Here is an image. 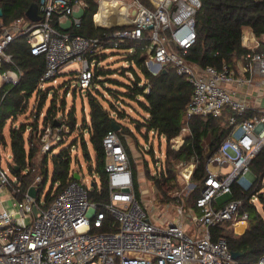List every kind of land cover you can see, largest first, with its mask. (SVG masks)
I'll use <instances>...</instances> for the list:
<instances>
[{
  "label": "built area",
  "instance_id": "2783aa9c",
  "mask_svg": "<svg viewBox=\"0 0 264 264\" xmlns=\"http://www.w3.org/2000/svg\"><path fill=\"white\" fill-rule=\"evenodd\" d=\"M97 1L94 25L121 27L111 33L107 41L110 46L118 47L126 40L142 41L140 46L147 54L145 65L152 74L170 65L192 86L181 131H189L188 121L194 115L217 117L225 108L231 111L227 116L231 130L207 161L208 174L194 209L176 203L177 218L164 223L152 219L136 197L129 156L115 130H108L102 138L107 200L91 199V190L100 191L98 180L83 181L81 176L49 198L39 195L44 180L41 174L22 190L20 174L12 172L10 165L4 166L0 156V193L13 199L12 207L7 208L1 205L4 201L0 197V264H237L226 238H213L211 228L225 221L234 225L248 220L241 198H230L221 204L217 198L231 193L234 183L251 172L253 159L264 148V105L250 104L246 100L250 95L240 98L233 87L255 86L264 95V53L256 51L264 34L258 38L249 27L243 28L241 44L251 51L245 55L241 71L227 64L220 68L200 67L188 62L184 55L196 39L195 14L201 0H131L125 6L106 10L109 16L121 14L127 19L114 24L98 21L96 14L103 0ZM84 9L82 0H38L39 20L31 21L24 15L3 25L0 89L16 84L22 75L7 49L14 39L23 36L30 52L45 60L37 90L47 89L48 81L57 83L62 69L78 62L75 87L85 95L94 77L92 58L108 47L99 37L67 31L81 26ZM95 61L97 66L99 61ZM127 73L132 79L131 72ZM48 94L52 95V91ZM32 97L36 106L38 99L35 94ZM65 124L66 116L58 111L53 116V126L48 123L40 135L43 152L61 140ZM236 129L240 130L238 136H234ZM181 131L171 139V148L178 149L183 143ZM8 155L13 156L11 152ZM193 166L185 165V178L192 174ZM30 186L37 188L35 197L28 194ZM257 199V194H252L249 201ZM187 212L192 224L201 227L197 235L184 230L181 218ZM104 225L111 229L94 230ZM255 264H264V253Z\"/></svg>",
  "mask_w": 264,
  "mask_h": 264
},
{
  "label": "trees",
  "instance_id": "16d2710c",
  "mask_svg": "<svg viewBox=\"0 0 264 264\" xmlns=\"http://www.w3.org/2000/svg\"><path fill=\"white\" fill-rule=\"evenodd\" d=\"M37 1L0 0V9L2 10L0 33L3 25L24 16L27 8ZM82 1L85 3V9L81 18V26L69 28L67 31L89 37H99L106 47H112L107 41L111 33L121 27H96L92 17L98 10V1ZM141 1L147 3V0ZM244 27H249L258 38L263 36L264 0H201V7L195 14L196 39L184 55L186 60L200 67L212 65L220 68L223 64H227L230 68L235 69V63L239 60L244 63L245 55L251 51L241 44ZM141 42L126 40L117 47L118 49H128L125 56L128 65L122 68V73L125 75V71H129L133 78L126 76L129 83L110 79L112 83L126 88L124 92L110 87L106 90L109 95L116 99L122 95L130 97L138 103L145 112V116L143 121H136L135 126L137 130L145 128L143 131L145 137L151 131L165 137L167 141L165 158L160 163L159 170L151 177L162 198L165 196L166 201L171 199L168 191L173 188V181L175 180V175L172 173V163L194 162L191 178L197 182V186L191 195V202L187 208L195 207V199L200 195L204 179L208 174L207 161L231 130L227 119L231 111L229 108H225L222 114L217 117L202 114L194 115L188 121L189 131L185 135L183 143L178 149L171 148L170 140L180 133L184 124L185 107L190 99L192 86L183 76L177 74L170 65L165 66V72L161 70L157 74H152L145 65L147 54L141 48ZM131 48L133 50L130 52ZM7 50L12 53L15 64L22 70V75L16 84L4 85L0 89V143L4 144L6 143L4 127L7 119L16 118L19 114L24 113L27 109L28 100L33 94L38 99L36 117L43 107L47 93L52 91V88L49 87L45 90H37L39 78L45 69V60L42 55H34L30 52L25 37L19 36L14 39ZM256 51L264 53L263 40ZM104 56V53H99L95 57L99 61ZM105 73L106 71L101 67L95 66L91 86L85 93L89 107V120L84 119L82 121L83 131H87L89 134V141L95 152V173L99 178L97 185L100 187V191L95 188L89 192L90 198L93 200L108 199L102 138L108 130H115L128 153L132 166L135 195L141 200L137 172L126 139V135L131 136L133 133L121 122V119L125 118L123 108L107 100L106 94L100 91L99 85L103 86L105 83L101 77ZM56 100V94L53 91L41 128L38 127V119H34V122L30 124L21 122L18 126L12 125L9 130V147L13 155L12 163H15L19 168L18 171L12 169V172L20 174L22 190H25L34 180L37 173L44 177L43 183L48 178L46 156L43 158L42 166L39 167L37 173H31L30 169H34L33 159L38 150L39 143L36 140H40V135L48 123L53 126V116L61 111L60 108L62 107L57 106ZM105 100L108 101L107 104L104 103ZM61 103L64 106V100ZM65 116L68 125L70 124L73 128L76 124L74 114L70 112ZM113 124L118 126L117 130L114 129ZM28 126L29 131L25 136ZM60 141L62 142L63 139L61 138ZM81 143L84 157L91 161L87 141L83 137ZM71 147H66L51 157V177L53 183H57V185L54 191H49L48 198L59 192L69 181L75 179V171L71 168L69 156ZM149 151L151 152V149ZM251 166L255 178L250 187L243 189L238 185L232 186V198H241L243 200L242 211L245 210L249 214L247 229L241 234H236L232 232V223L229 221L211 228L213 238L224 236L229 248L241 253L236 258L237 264H255L259 256L264 253V217L258 212L255 204L249 201L252 194H257L258 199L264 200V193L260 191L259 186V182L264 178V148L253 159ZM26 169L27 172L24 174L23 170ZM90 169L92 170V167ZM110 229L104 225L95 230L108 231Z\"/></svg>",
  "mask_w": 264,
  "mask_h": 264
},
{
  "label": "rangeland",
  "instance_id": "374dc122",
  "mask_svg": "<svg viewBox=\"0 0 264 264\" xmlns=\"http://www.w3.org/2000/svg\"><path fill=\"white\" fill-rule=\"evenodd\" d=\"M123 2H129L131 0H122ZM145 2V1H143ZM128 49L117 47H108L107 49H102L101 52L105 54V56L99 60L97 63L98 67H101L106 73L101 77L104 79V85L100 87V91L106 94V99L115 103L116 105L123 108L125 113V118L121 119V122L124 126L128 127L133 135H126L127 142L129 144V148L131 149V154L134 161L135 170L137 172V180L139 182V190L141 195V201L143 206L148 211V214L153 216L157 223H164L166 220H172L176 215L174 213V204L176 203H184V206H188L191 202L190 198L193 192H195V188L197 186V182L193 181L191 175L188 178H185L183 175L186 173L185 165L193 164L194 162H173L172 163V173L175 175V180L173 181V188L168 191L169 197L171 198L169 201L165 200V196L162 198L161 194L157 191L155 187L154 180L151 178L156 171L159 170L160 163H162L165 158V150L167 147V141L163 136L158 135L155 132H148L147 137L143 135L144 129L141 128L137 130L135 123L136 121H143L145 112L140 108L138 103L127 96L119 95V98H114L112 95L107 93L106 88H114L118 91L124 92L126 88L122 85H117L112 83L110 79H115L122 83H129V80L126 76L129 75V71H125V75L122 73V68L127 67V54ZM93 68H95V60L96 57H93ZM79 68L78 62H74L65 66L61 73L57 78V83H52V81L46 82V86L52 88L56 94V103L60 110L64 115L67 113H73L75 116L76 124L72 128L71 125H67V127H63V131L60 132V135L63 139L61 142H57L46 152L41 150L42 142L41 140H36L38 144V150L36 151V155L33 159V168L30 169L31 173H37L38 169L41 165L43 158L47 157V168L49 171L48 178L45 183L40 184L39 195L45 198L49 191H54L57 183H53L51 174H52V162L51 157L54 153H58L62 151L66 147H72L69 151L71 168L78 172L83 181H91L93 178L99 180L98 176L95 173V152L91 146L89 141V134L87 131H83V120H89V107L87 97L83 94L81 95L79 90L75 87V83L77 82V78L75 75V71ZM130 76V75H129ZM130 78V77H129ZM68 93V94H67ZM52 95H47L46 100L43 104V107L39 114H37V104L33 105L34 98L31 97L28 100L27 109L24 113L19 114L16 118L10 117L7 119L5 127H4V135L6 139V143H0V156L1 162L4 166L11 165L9 163L12 162V158L8 153L11 152L9 143V130L12 125L18 126L21 122L25 124H30L34 122V119H38L37 123L38 127L41 128L43 126V118L45 116V112L47 111ZM62 100H64V106L62 105ZM1 101V100H0ZM105 104L108 101H104ZM71 121V120H70ZM29 131V126L26 129L25 136ZM187 131H181L183 139L187 134ZM84 138L87 141V146L91 155V161L86 159L83 154V150L81 147V138ZM173 140L170 141V144ZM145 146V149L143 148ZM171 147V145H170ZM151 149V152L149 151ZM47 153V154H45ZM92 167V170L90 169ZM194 168V166H193ZM252 168V166H251ZM40 173H37L38 175ZM255 178V174L251 169V172L246 175L240 177L234 185H238L243 189H248L252 184ZM260 191L264 193V178L259 182ZM0 197L3 199V203L5 207H12L13 199L7 197V193L1 192ZM233 197V192L222 195L217 198V202L219 204L225 202L226 200ZM178 201V202H177ZM254 204L258 210V212L264 217V200L257 199L254 201ZM164 219V220H163ZM183 225L186 232H191L192 227L196 229V226H192L191 220L183 216ZM197 228H201L200 226ZM95 230V229H94ZM98 231V230H95ZM231 232V231H230ZM233 232V231H232ZM232 234V233H231Z\"/></svg>",
  "mask_w": 264,
  "mask_h": 264
},
{
  "label": "crops",
  "instance_id": "0c3cea01",
  "mask_svg": "<svg viewBox=\"0 0 264 264\" xmlns=\"http://www.w3.org/2000/svg\"><path fill=\"white\" fill-rule=\"evenodd\" d=\"M246 30L248 31V30H250V29L246 28ZM242 64H243V63H242L240 60L237 61V62L235 63V65H234L235 69L238 70V71H241V66H242ZM232 86H233V85H232ZM229 87H230V85H229ZM233 87H236V88H237V95H238L240 98L244 97L246 94H249L250 96H248V97L246 98V100H247L250 104L255 105V106H263V105H264V95L261 94V93L259 92V90H257V88H256L255 86L252 87V88H250V86H249V87H248V86H233ZM233 87H232V88H233ZM239 133H240V130H239V129H236L235 132H234V136H238ZM185 207H186V206H185ZM186 208H187V207H186ZM188 208H192V209H194V207H188ZM189 214H190V213L187 212L185 216L189 218ZM176 218H177V216L175 215L174 218H173V220L176 219ZM163 220H164V219H163ZM181 220H182V218H181ZM244 221H245V220H241V221H239V222H244ZM182 222H183V220H182ZM239 222L235 223L234 225H231V229H232L233 232L236 233V234H241V233H243V232L247 229V227H248V220H246L243 229H242L241 231H237V230H236V226H237V224H238ZM183 226H184V225H183ZM192 226H194V225L192 224ZM184 230H185V229H184ZM196 230H197V228L195 229V228L192 227L191 232H190V233H189V232H186V233H188L189 235H195V234L197 235L198 232H196Z\"/></svg>",
  "mask_w": 264,
  "mask_h": 264
},
{
  "label": "bare ground",
  "instance_id": "6f19581e",
  "mask_svg": "<svg viewBox=\"0 0 264 264\" xmlns=\"http://www.w3.org/2000/svg\"><path fill=\"white\" fill-rule=\"evenodd\" d=\"M127 2L119 3L118 0H103L101 2L100 9L98 13L96 14V18L98 21L101 23H106V24H114L122 21H127L126 17L122 16L121 14H116L109 16L106 14L107 9H117L118 7L125 6ZM189 169V168H188ZM245 221L244 222H239L236 226L237 231H241L244 227Z\"/></svg>",
  "mask_w": 264,
  "mask_h": 264
},
{
  "label": "water",
  "instance_id": "95a60500",
  "mask_svg": "<svg viewBox=\"0 0 264 264\" xmlns=\"http://www.w3.org/2000/svg\"><path fill=\"white\" fill-rule=\"evenodd\" d=\"M1 14H2V10L0 9V16H1ZM132 14H135V10L132 11ZM25 16L29 20H31V21H37V20H39L40 15L38 14L37 3L31 4L27 8V10L25 11ZM162 72H165V68L162 69ZM54 124L57 125L58 122H55ZM113 126H114V129H116V130L118 129V126L117 125H114L113 124ZM10 166L15 171H18V169H19L18 166L15 163H11ZM74 178L79 179L80 178V175L77 172H75L74 173ZM91 184H93V182H91ZM36 191H37V188L35 186H30L28 188V194L31 195V196H33V197L36 196ZM231 253H232L233 258H237L241 254L238 251H231Z\"/></svg>",
  "mask_w": 264,
  "mask_h": 264
}]
</instances>
